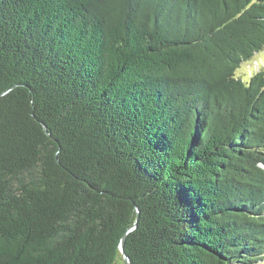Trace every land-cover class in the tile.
I'll return each instance as SVG.
<instances>
[{
  "label": "trees",
  "instance_id": "16d2710c",
  "mask_svg": "<svg viewBox=\"0 0 264 264\" xmlns=\"http://www.w3.org/2000/svg\"><path fill=\"white\" fill-rule=\"evenodd\" d=\"M262 51L264 0H0V264H264Z\"/></svg>",
  "mask_w": 264,
  "mask_h": 264
},
{
  "label": "rangeland",
  "instance_id": "374dc122",
  "mask_svg": "<svg viewBox=\"0 0 264 264\" xmlns=\"http://www.w3.org/2000/svg\"><path fill=\"white\" fill-rule=\"evenodd\" d=\"M264 73V51L256 54L249 62L243 63L236 71V76L247 81L252 75ZM118 264H122L121 261Z\"/></svg>",
  "mask_w": 264,
  "mask_h": 264
},
{
  "label": "water",
  "instance_id": "95a60500",
  "mask_svg": "<svg viewBox=\"0 0 264 264\" xmlns=\"http://www.w3.org/2000/svg\"><path fill=\"white\" fill-rule=\"evenodd\" d=\"M8 91H5L4 93L0 94V96L6 94ZM42 129L44 131V133L48 136L49 133L47 132L46 128L44 125H42ZM135 213H136V219L138 218L139 216V211L137 208H135ZM136 228V222H134L127 230H126V233L124 234V236L120 239V242H119V245H118V249H119V252H120V256H121V262L122 264H130L129 262V258L125 255L124 253V239H125V236L127 234H129L130 232H132L134 229Z\"/></svg>",
  "mask_w": 264,
  "mask_h": 264
}]
</instances>
